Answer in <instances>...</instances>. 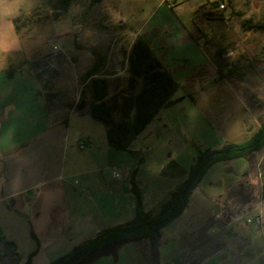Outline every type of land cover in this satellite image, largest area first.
Wrapping results in <instances>:
<instances>
[{"label": "rangeland", "instance_id": "374dc122", "mask_svg": "<svg viewBox=\"0 0 264 264\" xmlns=\"http://www.w3.org/2000/svg\"><path fill=\"white\" fill-rule=\"evenodd\" d=\"M215 3L224 4L225 9L221 11ZM204 11L220 18L207 19ZM193 13H197L194 20ZM249 20L254 25L264 23V0H35L32 14L17 23L24 45L0 68V89L23 93L31 101V120L42 111L36 99L42 100L48 113L46 125L57 128L61 138L68 132L72 161L86 164L91 147L80 149V142L90 136L91 143L100 148L102 142L107 143V133L102 122L89 116L86 123L82 118V112L90 114V90H85L88 104L83 111H72L75 91L83 84L85 72L99 63L100 56L104 63L98 75L118 74L111 79V93H122L127 86V77L122 73L127 50L141 35L181 85L173 105L161 109L131 146L144 157L137 183L147 206L154 199L156 204L149 212L155 214L175 190L173 178L162 175L170 157L190 171L199 149L242 144L259 128L264 117V30L246 29L243 22ZM190 32L200 39L201 47L191 42ZM65 103L70 107L59 111ZM6 114L8 111L0 107V120ZM60 116L62 121L58 122ZM114 118L119 119L118 113ZM22 125L32 136L44 128L42 121L38 125L24 121ZM32 136L24 140L29 142ZM128 155L133 158L134 171L136 159ZM262 160L264 150L248 160L214 165L193 190L187 208L188 213H207L211 209L219 212L222 204L224 214L235 215L230 217L234 220L231 231L242 233L250 244L246 264H264V226L248 224L247 219L253 217L244 214L254 191L247 178L264 173ZM245 164L247 170L242 172L240 166ZM103 168L99 176L108 179L112 170ZM121 170L120 179L125 177L126 167ZM222 178L241 180L228 199L201 200L197 193L208 195L204 187L209 179ZM227 184L231 183L213 190L222 192ZM170 187L172 190L167 192ZM0 264L20 262L11 248L0 245Z\"/></svg>", "mask_w": 264, "mask_h": 264}, {"label": "crops", "instance_id": "0c3cea01", "mask_svg": "<svg viewBox=\"0 0 264 264\" xmlns=\"http://www.w3.org/2000/svg\"><path fill=\"white\" fill-rule=\"evenodd\" d=\"M195 15L192 14L193 20ZM190 34L191 42L201 47L197 35ZM133 43L127 50V56ZM122 73L128 77L127 63ZM117 76L100 74L96 77L106 79L112 92L111 79ZM83 87L84 84L75 91L77 96L72 111L77 109L78 96ZM41 101H35L41 107V113L37 111L36 117L31 120V101L23 93H15L11 88L0 89V107L8 111L7 116L0 120V245L12 243L14 246L8 248L15 251L20 264H26L30 257V264H51L94 238L100 231L130 221L135 214V198L129 185L133 158L127 152L111 148L108 142H102L100 148L96 147L91 143L90 136H87L85 144L91 147L87 163L72 161L74 158L68 153L67 146L68 132L61 138L57 128L46 125L48 113ZM68 107L70 104L65 103L59 111ZM81 114L88 123L87 118L91 114ZM63 117H67L66 113H63ZM24 121H32L35 125L42 121L44 128L32 136L23 130ZM57 121H62L61 116ZM29 136L32 139L25 141ZM126 162H130V166H126ZM102 167L112 170L108 179L99 176ZM125 167L124 178L114 175H118V171ZM77 170L78 176L75 174ZM185 172L183 176L170 177L173 178L172 189H177L186 180L189 169ZM224 179H209L204 187L208 195L196 191L201 200L210 202L228 199L229 192L237 187L241 179ZM226 182L231 183L227 184L226 190H213ZM172 189L170 187L166 191ZM143 203L147 212L156 204L154 199L149 206L144 199ZM190 203L191 197L188 207ZM220 207L219 212L211 209L206 214L197 210L188 213L186 208L177 220L162 229L158 244L159 264L248 263L251 250L247 237L231 231L234 220H230V217L235 215L224 214L222 204ZM90 264L153 263L149 242L144 241L125 244L116 255L100 257Z\"/></svg>", "mask_w": 264, "mask_h": 264}, {"label": "trees", "instance_id": "16d2710c", "mask_svg": "<svg viewBox=\"0 0 264 264\" xmlns=\"http://www.w3.org/2000/svg\"><path fill=\"white\" fill-rule=\"evenodd\" d=\"M215 5L220 4L215 3ZM204 16L211 20L220 18L207 11H204ZM243 25L246 29L264 30V23L261 22L254 25L249 20L244 21ZM220 53L223 52L220 51ZM99 59V63L94 64L84 74V89L81 92L77 109L83 111L86 107L88 103L84 99L85 90H90L92 96L90 114L94 120L105 125L108 145L135 157L136 168L130 179L131 192L135 198V214L130 221L100 231L94 238L73 248L71 252L51 264H90L100 257L116 255L118 249L125 244L144 241L149 242L152 263L159 264L158 244L162 229L184 213L193 190L209 169L222 162L237 159L248 160L253 154L264 150V117L257 131L242 144H226L217 150L202 151L199 149L195 164L188 172L186 180L170 193L169 198L157 213L147 212L137 183V174L144 163V157L139 152L131 150L130 146L161 109L173 105V97L179 92L181 85L154 56L151 47L141 35L135 39L127 56V86L122 93L112 94L109 82L104 78L96 77L104 63L100 56ZM218 71L221 72L219 69ZM116 113L119 115L118 120L114 118ZM195 173V180L186 192L191 177ZM185 174V170L171 157L162 171L165 177H178ZM5 246L13 247L14 245L7 242ZM13 253L18 257L15 251ZM30 260L31 257L26 264H30Z\"/></svg>", "mask_w": 264, "mask_h": 264}, {"label": "clouds", "instance_id": "9594fccd", "mask_svg": "<svg viewBox=\"0 0 264 264\" xmlns=\"http://www.w3.org/2000/svg\"><path fill=\"white\" fill-rule=\"evenodd\" d=\"M34 6L35 0H0V68L23 47L24 36L17 30V21L30 16ZM246 170L247 164L241 166L242 172ZM247 183L254 191L253 199L244 207V214L264 226V173L248 176Z\"/></svg>", "mask_w": 264, "mask_h": 264}, {"label": "built area", "instance_id": "2783aa9c", "mask_svg": "<svg viewBox=\"0 0 264 264\" xmlns=\"http://www.w3.org/2000/svg\"><path fill=\"white\" fill-rule=\"evenodd\" d=\"M219 9H220L221 11H223V10L225 9V5H224V4H220V5H219ZM79 147H80V149H85V147H86L85 141H81ZM114 175L118 177L117 174L114 173ZM76 183H78V182L76 181ZM247 223H248V224H256V225L259 226V227H263L262 225H259L258 223H256V221H255L254 218H248V219H247Z\"/></svg>", "mask_w": 264, "mask_h": 264}, {"label": "water", "instance_id": "95a60500", "mask_svg": "<svg viewBox=\"0 0 264 264\" xmlns=\"http://www.w3.org/2000/svg\"><path fill=\"white\" fill-rule=\"evenodd\" d=\"M195 177H196V173L193 174V176L191 177V180H190L189 185H188V187L186 189V192L191 188V186H192V184H193V182L195 180Z\"/></svg>", "mask_w": 264, "mask_h": 264}]
</instances>
